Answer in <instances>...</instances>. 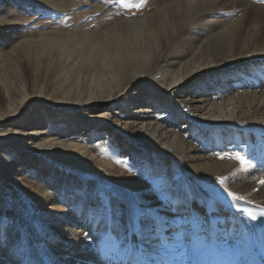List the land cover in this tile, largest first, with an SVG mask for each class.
Here are the masks:
<instances>
[{
	"label": "rangeland",
	"instance_id": "374dc122",
	"mask_svg": "<svg viewBox=\"0 0 264 264\" xmlns=\"http://www.w3.org/2000/svg\"><path fill=\"white\" fill-rule=\"evenodd\" d=\"M173 1L0 0V264H131L136 246L140 264H192L194 219L172 217L194 202L206 207L212 264L242 263L251 234L264 253L251 222L217 215L227 195L264 207V136L226 122L264 123V36L245 23L232 53H212L244 4L179 23L161 69L185 80L169 91L174 80L116 42L124 58L111 69L84 64L85 45L107 47L115 28Z\"/></svg>",
	"mask_w": 264,
	"mask_h": 264
},
{
	"label": "bare ground",
	"instance_id": "6f19581e",
	"mask_svg": "<svg viewBox=\"0 0 264 264\" xmlns=\"http://www.w3.org/2000/svg\"><path fill=\"white\" fill-rule=\"evenodd\" d=\"M237 2H241L242 4H244L242 6L243 10L241 9L242 12L240 14V19L232 23L230 26L224 27L218 33L217 39L219 43H217L216 46L213 47L214 51L213 52L211 51L212 53L215 52L213 54L215 57L217 53L216 51L219 49L218 47L227 45L229 51L232 53V47L238 38V34L241 32L240 28L241 26H244L245 23L255 24L254 28L256 32V39H259L260 37L264 36V7L263 6L253 4L249 0H235V2L232 0H207V2L206 0H197L196 3H190L189 0H175L173 2H170L168 6L166 7L164 6L165 8L164 10L163 9L156 10L154 13L147 15L141 19L139 18L136 20L125 22L121 24V27L123 26V29L115 28V33H114L115 36L114 35L109 36L110 39L107 40L106 42V44L108 43L107 47L103 46L102 43L100 44L95 43L93 45H89L87 48L88 44L86 43L87 44L85 45L86 48L84 47L83 49L85 51V56L83 60L86 61L84 64L89 65V66H92V65L97 66V64L98 66H100L102 64V65H105L106 69L108 70L111 69L110 64L115 63V58L117 59L124 58V55L120 53L117 49L108 48L110 43L113 44L116 42V46L122 45L124 47H129L132 50L134 59L138 62H143L148 66V69L150 70L149 72L151 73L150 75H153L156 73L160 74L163 72V74H165V77L167 76L168 79L172 81L174 80L172 83L168 84L169 85L168 87L165 88L166 90L169 91L175 85H180L181 82L185 80V77L173 78L170 75L169 71H165V69L163 68L161 69V65L166 61L167 58H169V55L171 53L170 48H171V42L173 40L171 41L170 39L174 37L176 33V27L179 25V23L182 22L181 25L187 24L188 21L190 22L191 20L198 18V16H202V15H209V17H212V15H214L215 12L213 13H209V12L219 7L223 10H235L238 12V10L234 9L233 7ZM258 17H260L259 20H258ZM158 34L162 35L160 37L162 38L160 41H158L157 39ZM60 44L62 45L61 42ZM210 55L212 56L211 58H214L212 54ZM255 56H256V53L253 52L248 57H255ZM208 64H209L208 65L209 67H207L208 69L214 68L213 59ZM133 65L137 66V64L134 62H131V61L128 62V66L131 67ZM203 69H205V67ZM203 69H199L197 73L198 74L202 73ZM156 71H159V72H156ZM0 93L2 95H5L6 94L5 89L0 87ZM111 98L112 97L109 96L107 99H111ZM22 103L23 102H21L20 104ZM145 105H146L144 107L145 109L143 108V110L146 111V109L148 110L151 108L152 103L151 101H148L145 103ZM254 119L252 115L249 113L244 114L243 116H240V117H237L234 114H231L229 118L226 117V122L245 125L252 131L264 136V123L259 122L258 120H254ZM204 121L214 122L212 118L205 119ZM142 141L145 145L153 146L154 144V139L151 137H146L145 139H142ZM48 144L50 146L54 145L52 141H50ZM44 148H45L44 150H47L46 149L47 147H44ZM71 148L76 149V147L72 145H71ZM192 192L198 199H203V196H201L199 192L195 190L194 187L192 188ZM226 201L227 202H225L224 207L221 208L219 212L217 211V215L227 217V220H226L227 222L225 224L229 222L231 223V220L229 217L231 216V214L234 213L245 224L248 221L251 222L250 225H252L251 227H253V230L256 233L259 230L264 233V216L261 215V213H264L263 206H259L253 203V201L249 199V196L247 195L246 196L243 195L240 198H233L232 196L227 195ZM193 205L194 206L192 208V213L190 212L189 213L187 212V214H183V212L174 213L172 218L174 221H176V223L184 225L186 224L190 216L193 217L194 222H195V228H196V241H195V250H194L195 259L192 262V264H212L211 256L208 252V234H207V229L205 225L206 220H207L206 207L205 205L201 207L197 206L196 202H194ZM169 216H170V213H169ZM253 216H255L256 218L253 219L252 218ZM236 231L238 233L242 232L241 229L236 230ZM249 240H250V246L252 247V250L250 251L248 258L245 259L242 263H237L234 259H231L230 257L229 264H264V253L262 252V250L259 251L258 249L259 247H261V243L259 241L257 242L256 239L252 236V234L249 236ZM133 243L134 245H136L137 242L135 239ZM134 250H135V254L132 258L131 264H140L137 246L134 247ZM38 260H36L37 262L36 264H41V261L39 262ZM112 263L113 262H111V264ZM166 264H174V263L166 262Z\"/></svg>",
	"mask_w": 264,
	"mask_h": 264
},
{
	"label": "snow or ice",
	"instance_id": "6c2138e0",
	"mask_svg": "<svg viewBox=\"0 0 264 264\" xmlns=\"http://www.w3.org/2000/svg\"><path fill=\"white\" fill-rule=\"evenodd\" d=\"M114 3H120L123 7L125 8H131V7H134V8H137V9H140L144 6H146L148 4V0H139V3H130L128 2V0H113ZM190 3H196L197 0H189ZM207 2V0H206ZM252 2L254 4H261V3H264V0H252ZM235 159L239 160L241 164L245 163V160L243 157L237 155L235 157ZM261 183H264V181H261ZM262 216H264V213H261ZM253 219H255L256 217L253 216L252 217Z\"/></svg>",
	"mask_w": 264,
	"mask_h": 264
}]
</instances>
